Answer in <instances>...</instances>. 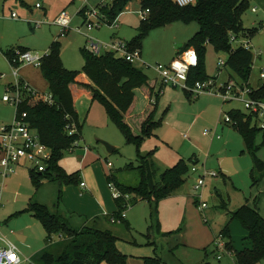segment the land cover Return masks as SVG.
<instances>
[{
  "label": "rangeland",
  "instance_id": "374dc122",
  "mask_svg": "<svg viewBox=\"0 0 264 264\" xmlns=\"http://www.w3.org/2000/svg\"><path fill=\"white\" fill-rule=\"evenodd\" d=\"M248 1L250 8L243 18L244 27L257 29L258 31L250 39L249 47L254 56V63L249 83L244 86H246L245 89L247 90H256L262 84V75L264 73V0ZM38 2L44 7L42 0H0V121L3 125H12L17 117V108L3 101L8 89H12L16 82L13 75V67L4 55L7 49L15 50L21 47L43 56L46 55L51 44L57 39L61 42V58L65 68L72 71H81L84 67V58L81 50L89 48L90 40L94 43L111 45L115 40H119L112 39L114 34H118L119 37L130 43L136 36L137 29L141 24L139 13L142 9L135 0L129 3L120 13L121 16H118L112 26L101 23L99 27L88 31L86 26L83 25L84 19L78 14L79 12H76V9L83 4L89 10L100 11V8L110 4L111 0H88L85 4L83 0H76L67 9V12L72 17V23L70 30L62 37L63 30L53 25L52 20L55 19L51 20L46 17L44 9L37 8ZM44 8L47 9L46 7ZM254 8H256V12H253ZM13 13L17 15L16 19L12 18ZM78 28L82 29V33L77 32ZM198 30L199 25L197 23L188 25L183 22H176L170 26L155 29L147 36L142 46L141 61H136L135 66L148 75L151 84L156 86V92H159L164 85L155 72L154 67L158 64H170L177 56L179 50L190 41ZM243 39L245 42L249 41L248 39ZM125 40L121 41L126 42ZM236 47H238L237 44L234 48ZM220 60L226 62L227 54L217 53L213 46L207 45L204 57L206 77L210 80L213 79L218 86L233 81L238 87H241L243 81L228 68L224 67L221 69ZM23 71L34 76L37 82L36 85L23 76ZM19 80L29 84L37 93L50 94V89L46 86L48 83L44 79L40 68L28 65L20 66ZM167 89H170V91L167 92L165 98L160 93L157 106L156 119L161 121L156 131L158 137L146 139L139 150L143 156L155 151L154 160L160 172H163L166 168L173 167L181 158H184L188 162L189 167L192 168L195 164L190 161V158L193 157L190 145L201 147L202 138L195 136L201 135L202 137L203 132L210 129V127L199 124L195 128L196 132L191 133L188 125L190 124L193 110L186 104L188 99L184 94V90L170 86H164L162 90L164 92ZM11 94L14 95V91ZM242 95L244 100H249L247 92L242 93ZM218 97L220 98L221 96L218 95ZM191 101L194 102L195 100L192 99ZM221 101L223 102V109L220 111L218 122H221L220 124L227 129H234L232 127L233 124L224 122L230 111L250 112L241 100L233 99L225 102L222 98ZM149 106L150 101L145 98V94L138 92L134 115L139 116ZM169 106L170 110L167 112ZM76 108L82 126L83 140L80 142L79 147L65 154L62 165L68 173H73L77 170H81V173L84 172V167H81L80 153L88 148L89 152L85 153L89 154L94 166L86 165L85 169L97 168L99 170L100 175L105 178L107 183L109 198L114 201L113 192L109 188L107 177L112 174L123 185H138L140 181L139 173L126 170L128 164H137L138 149L136 146L126 143L123 134L109 120L105 108L98 102L93 103L87 94L76 99ZM133 126L135 127L136 124ZM135 130L138 134L139 131ZM186 135L188 139H185ZM235 135L240 141L241 147L244 148L242 138L238 134ZM258 141L259 143L263 142L262 144L260 143V157L264 160L262 134L259 136ZM103 142L114 147L116 151L109 153ZM243 157H245L243 159H248L249 163L251 162L248 155L244 154ZM164 163L168 165H164ZM237 163L238 161L230 160L231 166H229L230 164L227 165L231 176L237 173ZM199 166L198 164L197 168ZM21 170H26V172L30 173V166L17 167L15 175L7 178L8 180L5 182L6 190L0 199V227L6 226L7 222L12 219L8 213L17 212L16 210H21V208L27 206L28 198L34 195L33 186L28 177L21 180L20 185L13 181ZM186 179L185 185L181 188L183 192L181 198L179 200H165L159 206L157 219L161 226L160 232L169 233L182 228L183 234L179 236L176 233L163 238L151 232V238H160L158 240L160 244L158 256L163 258L167 264H237V253L245 249H251V245L248 241V232L238 220H232L231 214L237 211L246 202V199H249L250 203H252L256 196L261 193L259 195V208L264 216V182L260 184V188L253 186L250 176L247 173H241L233 176L227 185L219 183L216 186V190L212 183L209 182L208 187L206 183L209 191L207 193L205 188L203 201L207 203L208 209L203 214L200 211V206L195 204L196 200H198L197 193L194 191V182L197 177L189 174ZM66 186L74 187V185H65L59 188L54 183L43 188L35 196L34 200L39 198V200L49 206L51 211H54L60 205L63 206V196L61 202H59V191ZM218 194L224 196V201L228 202L227 206L223 205ZM125 213L130 224V230H127L125 225L116 226L104 218L101 220L118 237L119 251L127 255L131 264L139 263V256L154 257L156 246L149 245L148 233L150 232H148V229L149 226H152L157 221L156 215H154L152 222L150 207L146 203L129 207ZM73 217L74 219L72 220L80 225L88 220L84 216L75 214ZM204 217H207L208 223H205ZM227 226H230L232 232L234 249L229 251L224 248L223 252H219L218 244L225 245L226 241L218 240L217 237L220 231L222 229L225 230ZM54 240H59V237H55ZM217 255H221L222 259L218 260ZM259 264H264V260Z\"/></svg>",
  "mask_w": 264,
  "mask_h": 264
},
{
  "label": "trees",
  "instance_id": "16d2710c",
  "mask_svg": "<svg viewBox=\"0 0 264 264\" xmlns=\"http://www.w3.org/2000/svg\"><path fill=\"white\" fill-rule=\"evenodd\" d=\"M133 1L135 0H112L110 4L100 8L105 23L112 26L120 13ZM140 2L142 9L150 10V15L146 21H141L137 35L132 42H127L129 46L141 51L145 39L153 30L176 22L188 25L197 23L198 32L179 51L194 49L199 56L198 66L190 70L189 84L195 85L208 80L204 72V57L207 45H211L217 53L227 54L225 68L236 74L243 81V85H248L254 56L251 50L234 48L230 44L231 35L252 39L258 31L244 27L243 18L250 8L248 0H196L194 5L185 7H180L174 0ZM85 10L80 11L79 15L84 17ZM19 49L27 51L21 47ZM13 52V49L4 52L9 62ZM81 52L84 58L83 69L68 70L62 62L61 43L54 41L42 60L40 70L49 85L50 93L56 99V104L48 105L26 97L18 108L17 113H27L30 127L38 132L41 142L52 151L47 170L43 173L32 171L33 185L39 188L45 179L61 186L80 183V171L67 173L61 166V161L67 152L74 150L82 141L76 99L87 94L93 103L98 102L105 108L109 120L123 134L126 143L138 149L137 164L130 163L126 166L127 171L139 173L138 185H123L112 174L107 177L108 183L114 184L122 195L115 199L118 211L110 219H121L122 212L142 201L150 204L154 216L160 202L179 191L190 173L188 162L184 160L160 173L154 161L155 151L146 156L139 151L143 142L153 137L161 124L156 120V113L164 86L156 92V86L151 84L145 72L116 54L96 56L87 49H82ZM138 92H143L151 101L147 110L136 116L134 108ZM186 94L192 97L191 93ZM250 95L255 100L264 101V79L258 89L251 90ZM228 116L232 119L233 127L243 137L246 152L253 158L252 180L257 187L264 177V162L257 156L261 148L257 145V137L264 131L256 126L257 120L251 113L232 110ZM135 124L136 128L133 126ZM69 126L75 127L72 134ZM135 129L139 131L138 134ZM26 212L31 213L44 226L47 244L53 242L55 237L63 238L59 243L61 251L56 254L52 249L47 250L39 264H127L128 258L119 251L118 239L113 232L87 226L76 229L70 218L58 212L53 213L48 207L37 203L30 204ZM231 215L232 220H238L244 226L251 245V249L237 253V264H259L264 260V218L258 207L244 205ZM123 222L126 223L125 219L121 223ZM221 237L226 241V249L233 251L229 226L221 233Z\"/></svg>",
  "mask_w": 264,
  "mask_h": 264
},
{
  "label": "crops",
  "instance_id": "0c3cea01",
  "mask_svg": "<svg viewBox=\"0 0 264 264\" xmlns=\"http://www.w3.org/2000/svg\"><path fill=\"white\" fill-rule=\"evenodd\" d=\"M75 1L76 0H59V1L42 0L44 7H46L47 9H45L42 6V4H40L39 2L37 3V5L40 4L41 7L39 9L45 10L46 17H48L51 20L52 19L56 20V18L63 11H65V10L67 11L68 7L71 4H73ZM83 1H84L83 3L85 4L88 0H86V1L83 0ZM95 1H97V0H95ZM136 1H137L138 6L142 9L140 0H136ZM86 8H87V6H83V4H82L78 9H76V12L80 13V11H82L83 9H86ZM254 9H256V8H254ZM13 14H15V13H13ZM120 16H121V14H120ZM82 18L84 19V17H82ZM13 19H16V18H13ZM55 20H52L53 25H55L54 24ZM136 35H137V32H136ZM112 39L125 40V39H122L121 37H119L118 34H114L112 36ZM56 40H54V41H56ZM58 41L60 42V40H58ZM7 50H12V49H7ZM141 55H142V49H141ZM19 72H20V68H19ZM23 73H24L23 76L25 78H27L31 83H34L36 85L37 82H36L34 76H32L29 73H25L24 71H23ZM46 86L49 87V85H46ZM168 91H170V89H167L164 92L162 90L161 96L163 98H165L167 96ZM184 92H185L184 94H185L186 98L188 99V101H186V104H188V107L192 108V110H193V115L191 117L190 124L188 125L189 131L191 133L196 132L195 128L199 124L204 125L206 127H210L209 130H205L203 132L202 137H201V135L195 136L198 138H202L203 143L202 144L200 143L201 147H196V146L190 145V148L193 151V157L190 158V161H192V163L195 164L194 166H197L198 164L200 166L198 168V172H196V173L192 172V170H191L192 168H190L189 174L195 175L198 179L204 173H207V176L205 178V187L203 189V197L205 196V194H204L205 188L207 190V193L209 191L207 188L209 182L212 183V186H214L215 190H216V186L219 185V183L220 184L224 183L225 185H227L228 183H230V180H232L231 178L233 176H236V175L241 174V173H247L250 176L251 182L253 184L252 171L254 169V162H253L252 156L246 152L245 141H244L243 137L233 126L232 127L234 129H227L223 125L220 124L221 122H218V117H219L220 111H221V109H223V102L221 101L222 98L221 97L219 98L217 95H200L198 97L193 98V97H189L186 94V91H184ZM145 98L147 100L151 101L146 96H145ZM192 99H194L195 101L192 102L191 101ZM169 110H170V106L167 108V112ZM256 126L258 127L257 122H256ZM156 131L154 132V136H153L154 138L158 137ZM206 131L209 132L208 135H205ZM235 134H238L242 138L244 148L241 147L240 141H238ZM261 134L263 136V141H264V133L263 132L260 133L259 136ZM259 136L257 137V145L260 146L263 142L262 143L260 142L261 144L259 143V141H258ZM185 139H188L187 135L185 136ZM82 140H83V138H82ZM240 150H241V152H239ZM114 151H115V149H114ZM260 151H261V148H260L257 156L262 162H264V160L260 157ZM85 152L87 153L89 151H86V149H85L84 152L80 153V155H81V160H80L81 161V167H84V172L81 173V170H77V171H80V173H81L80 183L77 185H74L73 188L70 186H66L62 190H60L59 191V196H60L59 202H61V198L63 196V201H62L63 206L60 205L61 207L59 206L58 208H56L54 211H51V212H53V213L58 212L62 215H65L67 218H70L72 226L76 229H81V228H84L87 226V227H95V228L100 229V230H109V231L113 232L112 230H110L108 228V226H105L106 224L104 225V223L101 222V220L104 218V219L108 220L113 225H116V226L125 225L126 229L130 230L131 228H130V224H129L127 218H125V222H126L125 224H124V222L121 224L112 223L110 218L114 213H116L118 211L117 204L115 202V199H114V201L110 200L111 198H109V195H108L109 192L107 189V183L105 181V178H103L100 175L99 170L97 168H93V169L92 168L91 169L86 168L85 169L86 165H93L94 166V162H92V160H90L89 154H86ZM244 154H246L250 157V159H251L250 163H249L248 159H243V158H245V157H243ZM0 158H1V155H0ZM236 159H238V160H236ZM181 160L186 161L184 158H181L180 160H178V162ZM230 160L238 161V163L236 164L238 166L236 168L237 173L234 175L232 174V176L229 173V171H230L229 168H227V165L230 164ZM86 163H88V164H86ZM155 163H156V161H155ZM27 165L30 166V170H29L30 173H28V171L26 172V170H21L20 173L13 179V181L17 182L20 185V181L24 180L25 177L26 178L28 177V179L31 182V185L33 186L34 195H32L28 198V200H27L28 202L26 204L27 206H25L24 208H21V210H16L17 212L8 213V215H10V217H12V219L7 222L6 226L0 227V233L16 245V247L19 249L21 255L24 258L29 259L32 262V264H39L42 255L47 250L52 249L54 252H56V254H58L61 251V247L59 246V243L61 241H63V238H61L57 241L53 240V242H51L50 244H47V233H46L44 226L31 213L26 212V210L29 208L30 204H32V203L41 204V205H44V206L49 208V206L47 204H45L44 202H42L41 200H39V198L37 200H34V198H36L35 196H37V194H39V192L41 190H43V188L50 186L51 184L55 183L59 186V188H61L63 186H61L59 183L52 182V181L45 179V180H42L41 186L39 188H36L33 185V182L31 179V174L33 171V169L31 168V165L26 164V165L18 166V167L22 168V167H26ZM164 165H168V164L164 163ZM61 166L65 169V167L62 165V161H61ZM156 166H157V163H156ZM229 166H231V164ZM167 169H170V168H166L165 170H167ZM158 170L160 172L159 168H158ZM77 171H75V172H77ZM66 172H67V170H66ZM75 172H73V173H75ZM160 173H162V172H160ZM28 174H29V176H28ZM69 174H72V173H69ZM6 180H8V179H6ZM6 180L5 181L3 179L1 180V177H0V183L4 182V191L6 190V185H5ZM186 181H187V179H186ZM262 182H264V177H263L262 181L260 182V184H262ZM81 183H85L86 186L82 188ZM196 183H197V180L194 182L195 193H196V190H195ZM206 183H207V187H206ZM260 184H259V186H260ZM253 186H254V184H253ZM259 186H257V187H259ZM182 194H183V192L180 189L175 194H173L172 196L168 197L165 200H179L181 198ZM260 194H258L256 196V198L254 199V201L252 203H250L249 199H246V202L242 206H244V205H248L250 207L257 206L258 210L260 212V208H259V204H260L259 195ZM218 196L220 197L223 205L227 206L228 202L224 201V196L219 195V194H218ZM165 200H163V201H165ZM163 201H161L160 204ZM196 202H197V200H196ZM196 202H195V204H196ZM141 203H146L149 205L150 216H151V219L153 222L154 216L152 214L150 204L146 201H142L138 204H141ZM160 204H159V206H160ZM196 205L198 206L199 204H196ZM207 209H204V210L200 209V211H201V213L204 214V212ZM158 210H159V207H158ZM74 214L79 215V216H84L88 220L82 225L77 224L74 220H72V219H74V217H73ZM157 214H158V212L155 214L157 221H155L154 224H152V226H149V229H148V232H150V233H148V236H149L148 238L150 240L149 245L156 246V249L154 251L155 256L154 257L139 256L140 262L137 264H149V262H150V264H167L166 262H164L163 258L158 256V251L160 249V244L158 243V240L160 238H158V237H156L157 239L151 238L150 237L151 232L153 234H157L158 236L163 237V238H166V237L171 236V235L176 234V233H178L179 236H182V234H183L182 228H179L175 231H170L169 233H163L162 231L160 232L161 226L159 225V221L157 219ZM260 214H261V212H260ZM261 216L264 218V216L262 214H261ZM21 218H24V219H21ZM204 221H205V223H208L207 217H204ZM127 225L129 226L128 228H127ZM100 226H102V227H100ZM229 229H230V226H229ZM223 231H224L223 229L220 231V233L217 237L218 240L222 239L224 241V239L221 237V233ZM230 232H231V229H230ZM113 234H114V232H113ZM117 239H118V237H117ZM152 239H154L153 242H151ZM231 239H232V236H231ZM117 247H118V241H117ZM218 251L221 252L220 249H218ZM218 256H221V255H217L216 256L217 259H218ZM128 259H127V264H131V263H129L130 261H128ZM221 259H222V257H221ZM221 259H218V260H221ZM102 264H107V263H102Z\"/></svg>",
  "mask_w": 264,
  "mask_h": 264
},
{
  "label": "built area",
  "instance_id": "2783aa9c",
  "mask_svg": "<svg viewBox=\"0 0 264 264\" xmlns=\"http://www.w3.org/2000/svg\"><path fill=\"white\" fill-rule=\"evenodd\" d=\"M86 1V0H85ZM180 7L194 5L196 0H174ZM112 2V0H111ZM105 4V3H104ZM106 6V5H104ZM103 6V7H104ZM41 5L38 4L37 8ZM256 12V9L253 10ZM141 21H146L150 15L149 9H142L139 13ZM13 18H17L16 14L12 15ZM72 23V17L65 10L55 20L54 24L63 30L62 37H64L70 30ZM101 23H105V17L101 14V11L89 10L86 8L84 12L83 25L86 26L88 31L99 27ZM115 23V22H114ZM113 23V24H114ZM83 26V27H84ZM78 33H82V29H77ZM245 42L243 38H237L234 35L230 37V44L234 47L236 44L238 47H243L250 50V39ZM237 48V47H236ZM90 53L100 56L105 53H113L124 60L135 65L136 61H141V51L139 49H133L127 42L121 40H115L111 45H104L100 43H94L89 41ZM45 55L41 56L38 53L31 51H22L19 48L15 49L10 59V63L13 67V75L15 77V85L12 89H8L7 94L4 96L3 101L11 104L17 108L23 104L26 97H31L35 101H42L48 105H55L56 99L50 93L48 95L37 93L29 84L20 82L19 80V68L22 65L33 66L40 68L42 60ZM199 64V56L194 49H189L177 54L175 59L169 65L158 64L154 67L155 72L160 77L164 86H170L174 88L182 89L188 93H191L192 97H198L200 95H220L225 102L232 101L233 99L241 100L247 110H249L257 120L258 128L264 131V101H258L251 97V89H245L246 86L238 87L233 81L225 85L218 86L217 82L213 79L203 82H197L195 85L189 84V73L192 68L197 67ZM226 62L220 60V68L225 67ZM264 79V73L262 75ZM14 91V95L11 93ZM247 92L249 100L246 101L243 98L242 93ZM226 124H233L230 116H226L224 119ZM0 177L5 181L12 175H15L16 168L30 164L32 169L37 173H43L47 170L48 163L52 159V151L45 146L40 139L37 131L30 127L27 122V113H17L16 120L12 125H3L0 121ZM71 134L74 132L75 127H68ZM209 132L206 131L205 135ZM79 147V143L77 144ZM88 151V148H86ZM111 167V164L109 163ZM192 172H198L197 166L192 167ZM207 173H204L197 179L195 190L201 210L207 209L208 205L203 201V189L205 187V178ZM85 183H81V187H85ZM109 188L113 192L114 199L120 198L122 195L115 187L110 183ZM4 192V182L0 183V199ZM126 218L125 211L121 214V219L112 218V223L121 224L122 220ZM222 240V239H221ZM221 252L225 248L224 244H218ZM221 259V256H218ZM0 264H32V262L24 258L19 249L14 243L0 233Z\"/></svg>",
  "mask_w": 264,
  "mask_h": 264
},
{
  "label": "water",
  "instance_id": "95a60500",
  "mask_svg": "<svg viewBox=\"0 0 264 264\" xmlns=\"http://www.w3.org/2000/svg\"><path fill=\"white\" fill-rule=\"evenodd\" d=\"M103 144L106 146V148H107V151L109 152V153H112L113 151H114V147H111L109 144H107V143H105V142H103Z\"/></svg>",
  "mask_w": 264,
  "mask_h": 264
}]
</instances>
